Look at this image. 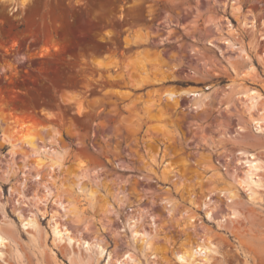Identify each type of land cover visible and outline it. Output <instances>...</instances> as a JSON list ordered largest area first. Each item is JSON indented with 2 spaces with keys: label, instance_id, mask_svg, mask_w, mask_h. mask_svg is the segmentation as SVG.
<instances>
[{
  "label": "rangeland",
  "instance_id": "374dc122",
  "mask_svg": "<svg viewBox=\"0 0 264 264\" xmlns=\"http://www.w3.org/2000/svg\"><path fill=\"white\" fill-rule=\"evenodd\" d=\"M0 105L60 156L36 172L0 119V264L203 263L187 235L264 264V0H0Z\"/></svg>",
  "mask_w": 264,
  "mask_h": 264
},
{
  "label": "bare ground",
  "instance_id": "6f19581e",
  "mask_svg": "<svg viewBox=\"0 0 264 264\" xmlns=\"http://www.w3.org/2000/svg\"><path fill=\"white\" fill-rule=\"evenodd\" d=\"M236 8L238 10V6ZM228 41L229 40H227L226 42L229 43ZM140 54H141L140 51H135V52H132V53L126 55L125 58H123L124 68H125V71L127 72V78L129 80H134L136 78L135 69L133 68L135 66V64H137V65L140 64L139 65L140 67L144 66L143 65L144 63H142V61H143L142 58L144 56L143 55L140 56ZM233 68H234V65H233ZM254 73H255L254 67L249 66L247 69V72L245 74H254ZM172 91L173 90L168 89V91H166L165 94L168 96L169 95L172 96V94H174ZM245 92L248 94V96L251 99L252 98L254 99V97L257 99V97H259V93L255 89H246ZM172 100L174 103L177 102L176 99H172ZM152 104H153L152 100L145 101L143 107L146 110V112H149ZM6 117H7V119H6L7 123H6V126H4L2 133L4 135L5 141L10 145V148H11L10 150L12 152L20 151L21 153H23L25 155L27 153L32 154L33 159H34L33 165H34L36 172H40L42 170L44 163H46L44 158L47 159L48 163L50 162V164L48 166L53 167V166L60 164V156L58 155V153L54 149L53 150H47L45 147V145H46L45 144V136H47L49 139H51V137L56 135L55 134L56 132L54 133L55 129L52 130V128H49V131H47L46 133L43 132L44 128L51 126L50 124H48L47 122H43V120H40L39 118H37L35 115H32V114L25 115V114H21V113L20 114L19 113H6L5 110L0 105V119H4ZM156 119H157L156 127L161 131H165V127H164L165 125H164V123L161 122L162 117L156 116ZM259 121H262L263 122L262 124L264 125V118L258 119V121H256V123ZM50 129H51V131H50ZM55 131H57V130H55ZM38 139H40V143L42 142V144L38 143ZM251 156H253V157L250 159V161H249L250 163L248 162L249 166H250L249 168L251 169V171H246L247 175H248V173L254 174L252 172H254L255 170H256L255 172H257V169L258 168L260 169V166H261V162L259 161L260 159L257 158L258 156L254 155L253 153L251 154ZM248 157H249V155H248ZM257 176H259V175H257ZM245 180H247V179H245ZM73 184H74V182L69 181V180L61 181V186L64 187V193L63 194H66V196H68V202L69 203L73 201L69 197L70 192H71L69 187H71V185H73ZM95 192L96 191L92 188L88 190L89 197L92 200L95 197ZM229 193H230V195H233L232 191H229ZM57 196H59V193H57ZM71 206H73L72 203H71ZM71 209H72L71 211H73V212L76 211V209H74V207H72ZM230 210H231V212H234L235 209H234V207H230ZM30 220L31 219H29L28 221H30ZM7 234H8V232L6 230H4L2 227H0V245L3 244L4 239H5V235H7ZM68 237L71 238L69 234H68ZM202 238L199 241H196V240H193L189 235L185 236L184 244L179 248V250L174 251V255L179 259L189 260L191 258H194L193 254L196 251L199 250V252H200V250L204 249L203 251L206 254L205 253L203 254V257L201 258L203 260V263H201V264H210L211 258H212V256L210 254L215 249V244H214V241L212 240V238L210 236H207L206 238L204 237L203 239ZM151 243L152 242L150 240L148 242V245L149 246L152 245ZM158 246H159V244H158ZM189 262H190V260H189Z\"/></svg>",
  "mask_w": 264,
  "mask_h": 264
}]
</instances>
